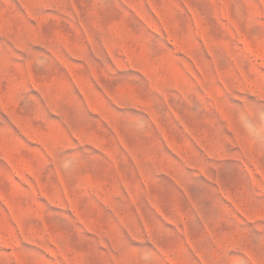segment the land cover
<instances>
[{
	"label": "rangeland",
	"instance_id": "obj_1",
	"mask_svg": "<svg viewBox=\"0 0 264 264\" xmlns=\"http://www.w3.org/2000/svg\"><path fill=\"white\" fill-rule=\"evenodd\" d=\"M0 264H264V0H0Z\"/></svg>",
	"mask_w": 264,
	"mask_h": 264
}]
</instances>
